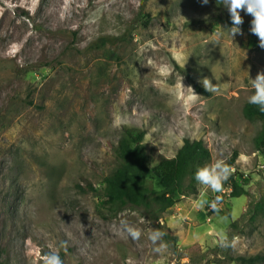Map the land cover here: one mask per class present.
Wrapping results in <instances>:
<instances>
[{"label":"rangeland","instance_id":"obj_1","mask_svg":"<svg viewBox=\"0 0 264 264\" xmlns=\"http://www.w3.org/2000/svg\"><path fill=\"white\" fill-rule=\"evenodd\" d=\"M216 13L229 15L217 0H0V264H42L49 252L63 264H239L264 254V213L220 246L232 222L264 204L261 123L243 115L264 48L248 33L210 28ZM175 64L221 93L193 96ZM124 127L144 131L150 167L188 138L205 142L206 164L230 165L237 153L234 172L223 192L198 183L158 221L132 207L112 214L104 179ZM232 178L246 194L231 197ZM154 229L165 233L162 254L148 239Z\"/></svg>","mask_w":264,"mask_h":264},{"label":"trees","instance_id":"obj_2","mask_svg":"<svg viewBox=\"0 0 264 264\" xmlns=\"http://www.w3.org/2000/svg\"><path fill=\"white\" fill-rule=\"evenodd\" d=\"M207 21L210 28L217 25L224 28L232 27L230 14L222 16L216 13L211 15ZM240 27L242 32L248 33L254 41L259 40L250 31L251 21L243 22ZM100 41L101 46L108 42L105 39ZM175 69L192 84L198 94L205 97L212 96V93L205 91L202 84L192 79L185 69L177 64H175ZM243 115L248 120H257L261 123V129L255 138V145L256 150L264 156V113L260 112L258 106L247 102L243 107ZM144 134V131L134 128H123L122 136L115 148L117 166L104 179V198L112 214H118L132 207L141 209L149 220L155 222L175 205L178 198L198 194L195 172L209 162L211 153L202 139L186 138L175 157L163 159L156 166L150 167V158L142 144ZM237 157L238 154L235 153L230 165ZM151 179L157 180L158 190L149 187L148 181ZM229 188L232 190V198L246 194L234 178L231 179ZM263 213V203L250 208L242 218L230 224L228 240L231 242L237 236L240 221L249 215V222L253 223ZM233 261L239 264H264V254L240 256Z\"/></svg>","mask_w":264,"mask_h":264},{"label":"clouds","instance_id":"obj_3","mask_svg":"<svg viewBox=\"0 0 264 264\" xmlns=\"http://www.w3.org/2000/svg\"><path fill=\"white\" fill-rule=\"evenodd\" d=\"M202 4L207 5L209 0H201ZM219 4H223L229 11L232 27L228 29L231 37L233 38L237 34H242L241 25L243 24V18L241 11L246 12L252 16L250 31L252 34L258 37L259 46L264 48V0H217ZM218 36L220 34H217ZM251 87L254 89V94L248 97V103L259 107L260 112L264 113V71L258 72L255 79H250ZM200 83L202 84L205 91L214 94L221 93V87L219 83L213 84L212 80L205 77ZM187 88L193 96H199L195 93L192 87ZM234 169L226 163L224 159H217L210 164H206L199 167L195 172L196 181L210 188L214 193H221L224 191V184L232 176ZM222 197L216 196L215 199L209 204V207L215 212L219 211V205L221 204ZM207 201H200V207H203ZM223 219H227L224 217ZM124 230L133 240H139L142 233L141 230L132 227L123 222ZM165 233L159 229L152 230L148 239L151 241L153 251L162 254L168 248V245L163 241ZM234 241L230 242L225 235L220 236V246L230 247L233 246ZM66 248V243L62 245ZM42 264H63L59 254L57 252H49L43 254Z\"/></svg>","mask_w":264,"mask_h":264}]
</instances>
